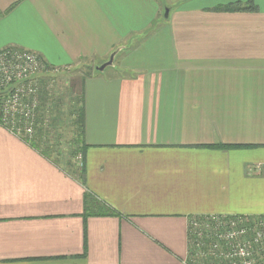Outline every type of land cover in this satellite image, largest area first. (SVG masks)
<instances>
[{"label": "crops", "instance_id": "1", "mask_svg": "<svg viewBox=\"0 0 264 264\" xmlns=\"http://www.w3.org/2000/svg\"><path fill=\"white\" fill-rule=\"evenodd\" d=\"M248 1L0 0V50L80 74L87 145L80 181L0 126V264H187L191 217L264 215V0L216 10Z\"/></svg>", "mask_w": 264, "mask_h": 264}, {"label": "built area", "instance_id": "2", "mask_svg": "<svg viewBox=\"0 0 264 264\" xmlns=\"http://www.w3.org/2000/svg\"><path fill=\"white\" fill-rule=\"evenodd\" d=\"M46 69L39 54L18 47L0 50V88L17 82L3 104L14 134L34 132L38 77ZM78 168L83 155L76 156ZM187 264H264V215L210 214L191 217Z\"/></svg>", "mask_w": 264, "mask_h": 264}, {"label": "trees", "instance_id": "3", "mask_svg": "<svg viewBox=\"0 0 264 264\" xmlns=\"http://www.w3.org/2000/svg\"><path fill=\"white\" fill-rule=\"evenodd\" d=\"M256 6L252 0L247 3L235 2L228 5L218 6L216 10L241 11L254 10ZM40 56V55H39ZM41 58V56H40ZM41 60L46 63L42 58ZM83 74L90 75L94 70L93 65H87ZM52 70V67L46 63V69L38 77L39 90L38 98L40 104L36 108V119L34 132L26 134L24 132L16 133L24 142L39 150L46 157L55 162H63L69 166L70 174H73L80 181L85 180V164L80 169L76 165L75 158L81 153L85 155V106L82 103L81 94L77 92L76 84L68 87L67 93H61L60 97L54 98L51 88L50 76L46 74ZM45 73V75H44ZM84 77L82 76L81 79ZM7 90H0V126L10 129V122L4 120L2 110L3 100L8 96ZM60 94V92H59ZM69 97V100L67 98ZM69 101V109L66 114L64 103ZM67 115L69 117H67ZM70 132L67 135V132ZM65 143V144H64ZM119 213L111 208L107 203L98 199L94 195L86 194L84 199V216L98 215H118Z\"/></svg>", "mask_w": 264, "mask_h": 264}, {"label": "rangeland", "instance_id": "4", "mask_svg": "<svg viewBox=\"0 0 264 264\" xmlns=\"http://www.w3.org/2000/svg\"><path fill=\"white\" fill-rule=\"evenodd\" d=\"M21 49H24V48H21ZM24 50H26V48ZM100 67L101 66H97V68H99V69H100ZM72 75H73V77H72ZM78 76H80V74ZM78 76H76L75 74L69 72V73H64L63 75L61 74V75H55L54 77H51L49 81H51V84H52L51 85V88H52L51 90L53 92V95L56 94V97H54V98H62V97H64L65 96L64 94L62 95V97H60L61 93L65 92V94H66L67 93V90H68V87L71 84H73V83L75 84V82H77V84H79V81H78L79 77ZM20 85L21 84H17V82H14V83L9 84L7 86L1 87L0 90H3V89L4 90H7V92L10 94V92L13 89V87H18ZM59 92H60V94H59ZM66 98H67V96H66ZM5 100L6 99L4 98L3 104H4ZM67 100H69V97L67 98ZM63 106L65 107V111H66V114H67L68 109H69V107H68L69 106V101H67L66 103H64ZM2 110H4L3 109V105H2ZM4 117L5 116L3 114V118ZM67 117H69V116L67 115ZM8 130H10V129H8ZM70 132H71V130L69 132H67V135H69ZM236 215H241V214H236ZM245 215H250V214H245ZM261 216H263V215H261Z\"/></svg>", "mask_w": 264, "mask_h": 264}, {"label": "water", "instance_id": "5", "mask_svg": "<svg viewBox=\"0 0 264 264\" xmlns=\"http://www.w3.org/2000/svg\"><path fill=\"white\" fill-rule=\"evenodd\" d=\"M168 11V10H167ZM167 14V13H166ZM104 68V65L100 67V69H103Z\"/></svg>", "mask_w": 264, "mask_h": 264}]
</instances>
